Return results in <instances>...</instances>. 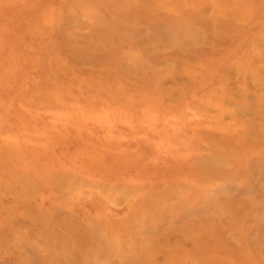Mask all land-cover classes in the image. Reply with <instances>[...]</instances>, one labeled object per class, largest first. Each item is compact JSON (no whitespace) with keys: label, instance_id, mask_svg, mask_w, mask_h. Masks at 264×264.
<instances>
[{"label":"rangeland","instance_id":"obj_1","mask_svg":"<svg viewBox=\"0 0 264 264\" xmlns=\"http://www.w3.org/2000/svg\"><path fill=\"white\" fill-rule=\"evenodd\" d=\"M0 264H264V0H0Z\"/></svg>","mask_w":264,"mask_h":264}]
</instances>
